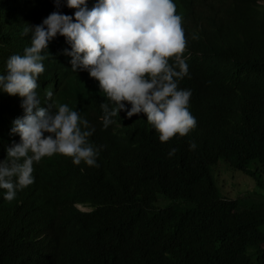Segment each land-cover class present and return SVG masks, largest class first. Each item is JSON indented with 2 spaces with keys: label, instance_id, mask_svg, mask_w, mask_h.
Wrapping results in <instances>:
<instances>
[{
  "label": "clouds",
  "instance_id": "9594fccd",
  "mask_svg": "<svg viewBox=\"0 0 264 264\" xmlns=\"http://www.w3.org/2000/svg\"><path fill=\"white\" fill-rule=\"evenodd\" d=\"M256 30L264 31V0H40L32 6L0 0L4 198L30 191L31 200L55 211L68 230L90 227L117 242L131 238L113 207L93 202L106 133L120 138L111 147L129 144L136 132L193 150L194 140L240 133L236 142L248 164L234 169L221 160L212 176L224 164L243 176L238 181L248 190L263 186L264 128L246 126L236 94L250 77L249 63L233 48ZM255 47L264 50V40ZM230 113L236 115L232 126ZM152 159L153 153L143 154ZM258 167L260 181L253 174ZM228 197L240 211L264 209ZM104 212L110 223H99ZM118 254L98 264H130L119 242ZM62 255L52 229L39 228L34 247L13 264H67Z\"/></svg>",
  "mask_w": 264,
  "mask_h": 264
},
{
  "label": "trees",
  "instance_id": "16d2710c",
  "mask_svg": "<svg viewBox=\"0 0 264 264\" xmlns=\"http://www.w3.org/2000/svg\"><path fill=\"white\" fill-rule=\"evenodd\" d=\"M250 33L249 41L233 42L238 59L248 61L250 73L236 100L246 126L254 122L264 128V60L258 57L264 50L255 47L256 40H264V31ZM3 44L5 50L10 39ZM56 69L52 65L50 70ZM235 119L230 113L229 126ZM239 119L245 120L240 115ZM239 134L194 140V150L190 144L163 145L136 132L129 144L111 147L121 143L120 138L104 134L93 202L113 207L129 229L131 238L118 242L128 251L130 264H264V209L240 211L238 202L222 194L212 176L221 160L234 169L243 170L248 164L246 151L236 142ZM172 149L175 154L169 156ZM148 153L153 159L143 160ZM262 171V167L253 171L259 181ZM5 192L0 189V264H13L34 247L39 228L52 229L66 254L61 260L67 264H98L119 255L115 236L94 234L90 227L68 230L55 211L31 200L30 191L17 193L12 201L4 198ZM160 194L173 204L157 206ZM111 221L110 213L101 214L99 223Z\"/></svg>",
  "mask_w": 264,
  "mask_h": 264
},
{
  "label": "rangeland",
  "instance_id": "374dc122",
  "mask_svg": "<svg viewBox=\"0 0 264 264\" xmlns=\"http://www.w3.org/2000/svg\"><path fill=\"white\" fill-rule=\"evenodd\" d=\"M239 177L243 176H241L234 170H232L231 173H228L224 164L221 165L220 173L214 174V179L216 181V184L218 185V188L221 190V193L229 194V196L239 199L241 207L248 206L250 208H253L264 206V185H253V189L248 190L244 185H240V182L238 181ZM252 192H257L258 196L254 195ZM163 201H166L168 206L173 202L172 200L166 198L164 195H161L157 206H160Z\"/></svg>",
  "mask_w": 264,
  "mask_h": 264
}]
</instances>
